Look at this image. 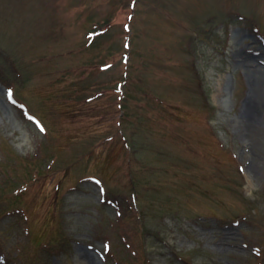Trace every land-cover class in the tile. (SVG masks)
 <instances>
[{"label": "rangeland", "instance_id": "rangeland-1", "mask_svg": "<svg viewBox=\"0 0 264 264\" xmlns=\"http://www.w3.org/2000/svg\"><path fill=\"white\" fill-rule=\"evenodd\" d=\"M262 36L264 0H0V264H264Z\"/></svg>", "mask_w": 264, "mask_h": 264}, {"label": "bare ground", "instance_id": "bare-ground-1", "mask_svg": "<svg viewBox=\"0 0 264 264\" xmlns=\"http://www.w3.org/2000/svg\"><path fill=\"white\" fill-rule=\"evenodd\" d=\"M251 58H246L245 62L247 65V62L250 60ZM248 70H250L252 72L251 75V81L254 85H252V92L251 95L249 96L247 103L249 104L250 107V116H252V114L254 115V104L258 99H262V95L264 94V90H262V85L261 82L259 80V76L258 74H256L255 72L258 71V68H248ZM261 79V77H260Z\"/></svg>", "mask_w": 264, "mask_h": 264}]
</instances>
